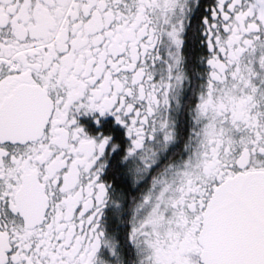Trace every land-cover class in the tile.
I'll return each instance as SVG.
<instances>
[{
  "label": "snow or ice",
  "instance_id": "snow-or-ice-1",
  "mask_svg": "<svg viewBox=\"0 0 264 264\" xmlns=\"http://www.w3.org/2000/svg\"><path fill=\"white\" fill-rule=\"evenodd\" d=\"M0 264H264V0H0Z\"/></svg>",
  "mask_w": 264,
  "mask_h": 264
}]
</instances>
